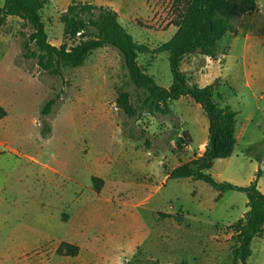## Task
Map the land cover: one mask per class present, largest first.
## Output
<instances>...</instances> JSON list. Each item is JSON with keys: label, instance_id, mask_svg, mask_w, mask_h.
Listing matches in <instances>:
<instances>
[{"label": "rangeland", "instance_id": "rangeland-1", "mask_svg": "<svg viewBox=\"0 0 264 264\" xmlns=\"http://www.w3.org/2000/svg\"><path fill=\"white\" fill-rule=\"evenodd\" d=\"M257 2L264 15V0ZM83 4L116 11L120 15V22L136 43L153 47L154 50L176 34L174 21L183 9L184 0H50L42 17L51 41L63 40V10L71 5ZM22 33L30 34L28 31L19 34L21 52L16 64L30 70L33 78L42 79L43 82L38 89L34 86L36 82L30 87L36 95L33 103H30L35 105L30 107V122L21 127L10 124L8 128H0L3 143L0 145V264H33L39 256L55 254L64 233L62 216L65 206L76 198L78 190L90 189L94 185L90 150L91 144L95 146L97 134L96 129L87 126V123L96 119L112 121L115 127L113 132L121 131L125 137L128 133L140 136L144 131V138L152 143V149L159 151L166 150L179 124L176 117L159 113L130 119L120 111L117 107L119 93L125 90L133 92L134 86L126 87L128 73L117 50H98L81 68L64 66V78H61L41 71L35 59L23 56ZM78 43L79 40L68 42L70 47ZM261 43L264 46V40ZM140 64L159 86L165 87L172 80L167 53L143 55ZM244 82L243 76L237 79L239 95L231 99L233 108L240 112L238 121L241 127L246 125L248 117L253 120L238 146L237 155L246 157L245 176L240 182H249L261 169L259 180L264 191V102L258 100L264 96V91L255 89L251 92L244 87ZM18 83L10 82L8 87L16 88ZM87 87L103 88L109 94L107 103H99L105 98L101 93L91 92L81 96ZM39 91L41 96L38 98ZM54 93L64 94L48 118L52 135L43 139L38 105L39 102L45 104ZM79 98H84L83 103H79ZM3 130L6 133H2ZM98 135L111 137L112 129L106 128ZM107 142L110 143V140ZM174 185L177 188L173 195L164 192L168 207L173 206L186 218L220 226L239 218L248 199L245 193L229 192L218 200L217 190L204 182H171L169 189ZM64 216V220H68L66 213ZM33 227L41 233L35 238L30 233ZM44 235L51 241L42 243L44 247L38 251L32 250ZM184 239L196 242L199 239L197 231L184 236ZM61 246L59 243L58 249ZM259 246L256 245L255 257L248 264H262L264 253Z\"/></svg>", "mask_w": 264, "mask_h": 264}, {"label": "crops", "instance_id": "crops-1", "mask_svg": "<svg viewBox=\"0 0 264 264\" xmlns=\"http://www.w3.org/2000/svg\"><path fill=\"white\" fill-rule=\"evenodd\" d=\"M4 3L5 0H0V7ZM27 31L30 32L26 23L15 16H8L0 30V106L7 111V117L0 121V128H8L10 124L21 127L30 122V107H35L30 103H33L36 96L30 87L36 82L34 86L38 89L43 82L42 79L33 78L30 70L16 64L21 52L19 34ZM262 31L264 15L258 4L256 11L242 18L236 36L228 35L219 42L216 59L194 54L186 56L181 63V70L192 84L206 88L217 83L218 93L222 97L220 104L223 107L229 106L237 113V144L234 154L228 159L215 161L208 171L219 183L247 187L256 180L261 170L249 182H240L245 176L246 157L237 155L238 146L253 120L248 117L246 125L241 127L238 121L240 112L233 108L231 99L239 95L236 81L240 76L244 77L247 90L264 91ZM48 36L53 46L60 47L65 42L64 36L63 40L56 42L51 41L49 33ZM107 49L113 48L100 50ZM150 49L153 50V47ZM13 81L20 83L16 88L8 87ZM172 82L173 79L167 86L161 87L169 89ZM46 89L51 92L48 87ZM91 92L105 96L99 103L106 104L109 100V94L103 88L97 90L87 87L81 96ZM40 96L39 91L37 97ZM258 100L264 102V96ZM83 101L84 98H79V103ZM43 105V102H39L40 110ZM171 109L179 124L166 150L148 149L143 142L132 141L121 131L113 132L115 127L112 121L96 119L87 123V126L96 129L97 134L95 146L91 144L90 150L91 176L92 179H101L104 184L100 192L94 185L90 189L81 188L76 192V198L64 208V233L58 242L77 246L79 254L75 257L58 255L57 244L53 256H39L33 264H141L148 259L161 264H222L233 261V250L238 245L233 226L249 212L248 199L239 218L229 221L226 226L186 218L173 206L166 205L164 192L173 195L177 188L174 185L169 189L171 182H202L192 179L173 180L170 177L179 167L203 157L210 134V120L194 99L182 97L172 104ZM106 128L112 129L113 136L99 137L98 134H102ZM2 133H6V130ZM184 136L188 145L179 150L177 142ZM109 140L110 143L107 142ZM262 186L261 180H258V189L264 194ZM218 193L220 200L229 192L222 195ZM65 213L68 220H64ZM194 231H197L199 237L196 242L184 239V236ZM30 233L34 238L41 234L34 227ZM50 239L44 235L43 240L36 242L32 250L38 251L44 247L42 243L50 242ZM257 244L264 253V237L256 238L252 244L253 256L248 263L255 257Z\"/></svg>", "mask_w": 264, "mask_h": 264}, {"label": "trees", "instance_id": "trees-1", "mask_svg": "<svg viewBox=\"0 0 264 264\" xmlns=\"http://www.w3.org/2000/svg\"><path fill=\"white\" fill-rule=\"evenodd\" d=\"M50 0H5L0 7V30L8 16H15L26 23L30 34L22 33L23 56L35 59L41 71L51 76L64 78L63 67L80 68L94 52L104 49H116L128 73L127 86H134V91L125 90L119 93L117 107L130 119L136 116H154L159 113L172 116V104L182 97H190L202 106L210 120V134L203 157L198 158L171 174L173 180L192 179L202 181L216 189L220 194L230 191L245 193L248 197L249 212L245 218L233 226L237 247L233 250V261L222 264H248L253 256L252 244L256 238L264 237V194L258 189V180L262 175L259 170L257 178L247 187L230 183H219L208 171L217 160L233 156L237 140V113L229 106L220 104L217 83L200 88L192 84L181 70L182 60L189 55L199 54L216 59L219 54V42L226 36H236L242 18L258 8L256 0H184V6L174 21L177 28L173 38L152 50L136 43L132 35L120 22V15L105 7L92 4L71 5L61 16L64 26L65 42L56 47L50 44L43 11ZM79 40L76 46L68 42ZM168 54L172 85L169 89L159 86L140 64L143 55ZM62 94L54 93L41 109L43 139L52 135V126L48 118L62 100ZM7 117V111L0 106V121ZM128 133L127 138L135 142H144L148 149L152 143L144 137ZM182 150L188 145L184 136L177 142ZM95 188L100 192L104 182L93 178ZM77 246L63 243L57 250L61 256L75 257L79 254ZM135 264V263H130ZM142 264H161L148 259ZM186 264V263H182Z\"/></svg>", "mask_w": 264, "mask_h": 264}]
</instances>
